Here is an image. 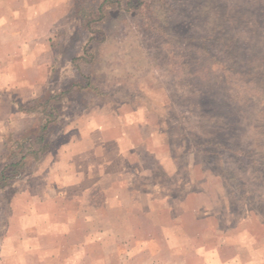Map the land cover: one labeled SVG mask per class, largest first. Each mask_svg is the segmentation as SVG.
I'll return each mask as SVG.
<instances>
[{
  "label": "rangeland",
  "instance_id": "374dc122",
  "mask_svg": "<svg viewBox=\"0 0 264 264\" xmlns=\"http://www.w3.org/2000/svg\"><path fill=\"white\" fill-rule=\"evenodd\" d=\"M102 1L0 0V264H264V0Z\"/></svg>",
  "mask_w": 264,
  "mask_h": 264
},
{
  "label": "crops",
  "instance_id": "0c3cea01",
  "mask_svg": "<svg viewBox=\"0 0 264 264\" xmlns=\"http://www.w3.org/2000/svg\"><path fill=\"white\" fill-rule=\"evenodd\" d=\"M25 5L27 8H23V13L19 12L15 16L17 20L10 19L12 17L10 8L7 7V10L0 9V76L9 75L7 78L3 77L2 82H0V91L5 92V99L7 100V102L2 103L5 107L11 104L13 106L14 100L23 102L36 99L38 97L37 93L41 89L32 85L29 79H16L15 74L12 73L13 64L11 62L13 60L21 58L20 60L22 61L20 63H22L28 62V59L36 58L38 53H40V50H38L41 46L40 44L43 41L45 42L44 34L46 33L47 23L42 21L41 9L38 8L39 6H36L37 9H32L30 4ZM33 11L36 12L35 18H33ZM9 43L12 45V50H10ZM6 48H9V50L6 51ZM11 73L14 75V79ZM63 147L59 149L58 155L62 163H67L64 160V155L68 149L64 150ZM26 159L24 158L22 163Z\"/></svg>",
  "mask_w": 264,
  "mask_h": 264
},
{
  "label": "trees",
  "instance_id": "16d2710c",
  "mask_svg": "<svg viewBox=\"0 0 264 264\" xmlns=\"http://www.w3.org/2000/svg\"><path fill=\"white\" fill-rule=\"evenodd\" d=\"M112 1L113 0H103L101 2V4L99 5V8H102V6H104L105 4H107V2H111L112 3ZM132 2H133V0H127V2H126L127 4L126 5L127 6L130 5ZM49 115H51V113H49ZM40 140H42V138ZM23 159H24V156H22V158L20 159V163H22V160ZM14 167H16V165L15 166H12V167L10 166L9 168L14 169ZM4 171H6V169H4L3 172L0 173V177L1 178H5V176H4L5 175V172Z\"/></svg>",
  "mask_w": 264,
  "mask_h": 264
}]
</instances>
